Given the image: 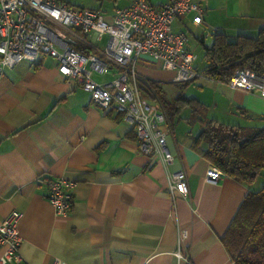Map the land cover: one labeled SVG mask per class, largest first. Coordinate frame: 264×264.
Here are the masks:
<instances>
[{
	"label": "crops",
	"instance_id": "crops-1",
	"mask_svg": "<svg viewBox=\"0 0 264 264\" xmlns=\"http://www.w3.org/2000/svg\"><path fill=\"white\" fill-rule=\"evenodd\" d=\"M202 6L200 24L192 14L173 22L174 30L196 29L202 49L215 32L255 36L264 28V0H203ZM207 27L211 38L205 43ZM195 68L199 75L182 87L172 81V71L148 57L136 65L139 82H156L167 100L180 92L199 100V116L245 131L264 127V97L214 80L205 63L195 61ZM114 72L112 67L101 75L104 80L92 77L107 81ZM170 84L177 88L167 98ZM109 109L62 77L50 56L3 70L0 222L12 210L21 213L22 258L6 264H53L55 258L65 264H234L221 238L246 192L258 188L260 177L264 182V170L252 185L228 176L192 148L199 122L177 120L166 136L174 155L168 169L184 170L188 193L171 194L162 162L141 153L130 125ZM210 169L219 172L218 182L205 180ZM57 177L72 182L65 215L56 214L46 197Z\"/></svg>",
	"mask_w": 264,
	"mask_h": 264
},
{
	"label": "built area",
	"instance_id": "built-area-1",
	"mask_svg": "<svg viewBox=\"0 0 264 264\" xmlns=\"http://www.w3.org/2000/svg\"><path fill=\"white\" fill-rule=\"evenodd\" d=\"M203 0H130L114 11L77 7L67 0H0V75L22 59L50 56L59 74L89 92L98 106L121 114L137 140L141 153L158 158L167 173L170 193H188L184 170L170 171L174 155L166 143L172 133L162 106L151 103L139 87L136 65L146 57L173 72V82L194 80L196 55L187 47L189 31L174 30L173 22L192 14L203 20ZM103 48L97 46L104 36ZM205 32L201 37H206ZM113 77L96 81L92 74ZM264 97V73L240 67L227 82ZM159 106V107H158ZM219 172L210 169L205 180L218 182ZM72 182L63 177L49 181L46 193L55 213L65 215L72 206ZM21 213L12 210L0 222V264L20 261L18 224ZM185 233V232H184ZM178 257L181 253L176 252ZM53 264H65L55 258Z\"/></svg>",
	"mask_w": 264,
	"mask_h": 264
},
{
	"label": "trees",
	"instance_id": "trees-1",
	"mask_svg": "<svg viewBox=\"0 0 264 264\" xmlns=\"http://www.w3.org/2000/svg\"><path fill=\"white\" fill-rule=\"evenodd\" d=\"M203 60L207 74L218 81L228 82L240 67L264 73V28L255 36L237 34L233 39L215 32L211 44L203 46ZM189 82L178 83L185 87ZM138 84L146 96L162 103L172 126L181 119L199 122L191 146L214 167L246 185L256 181L264 170V127L245 131L204 118L199 116L202 104L196 98L180 92L167 100L156 82L147 79ZM221 240L234 264H264V186L246 192Z\"/></svg>",
	"mask_w": 264,
	"mask_h": 264
},
{
	"label": "rangeland",
	"instance_id": "rangeland-1",
	"mask_svg": "<svg viewBox=\"0 0 264 264\" xmlns=\"http://www.w3.org/2000/svg\"><path fill=\"white\" fill-rule=\"evenodd\" d=\"M69 2H71L73 5L77 6V7H90V8H98L101 11L107 13V12H111L114 11L117 7L119 6H124L126 4H128L130 2V0H67ZM153 1H158V0H153ZM205 31H207L208 35L206 36V42L208 43V41L211 38V33H210V28H206L204 30H202L203 33H205ZM198 33V31L194 28L191 27L189 34H188V41H187V47L189 49H191V51L196 55V61L197 64L201 67L204 65V60H203V49H202V45L199 44L195 39H194V34ZM210 33V34H209ZM230 39H233V37L229 36ZM107 40V36L104 35L97 43V46H99L100 48H103L105 45V42ZM95 79L97 80H104V78H106L105 76H101L100 74H94ZM177 86L176 85H167L166 87V94H167V98H169L170 96H172L174 93L171 91L176 90ZM192 87L188 86V90L187 87L184 88V93H189ZM170 89V90H168ZM188 95V94H187ZM146 97V96H144ZM147 98V97H146ZM151 103L159 105V106H163L162 103L156 99L153 98V100L148 99ZM158 106V107H159ZM261 178L258 180V183H256V185L258 187H261L262 185H264V182L261 181Z\"/></svg>",
	"mask_w": 264,
	"mask_h": 264
}]
</instances>
